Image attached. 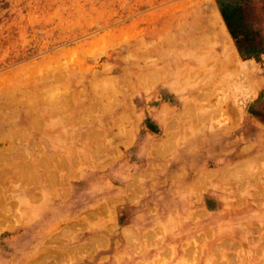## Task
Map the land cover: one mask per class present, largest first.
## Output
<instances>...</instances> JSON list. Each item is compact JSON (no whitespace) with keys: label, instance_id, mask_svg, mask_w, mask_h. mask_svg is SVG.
Listing matches in <instances>:
<instances>
[{"label":"rangeland","instance_id":"1","mask_svg":"<svg viewBox=\"0 0 264 264\" xmlns=\"http://www.w3.org/2000/svg\"><path fill=\"white\" fill-rule=\"evenodd\" d=\"M196 6L219 9L240 59L179 108L150 110L160 78H129L126 92L117 72L159 71L161 55L187 50ZM28 66L87 76L89 109L73 121L93 136L72 157L0 161V245L74 260L151 230L163 248L141 264H264V0H0V73ZM99 74L102 99L87 102Z\"/></svg>","mask_w":264,"mask_h":264},{"label":"crops","instance_id":"2","mask_svg":"<svg viewBox=\"0 0 264 264\" xmlns=\"http://www.w3.org/2000/svg\"><path fill=\"white\" fill-rule=\"evenodd\" d=\"M188 12L189 27L201 28V36L182 38L188 46L187 50L161 55L159 71L151 68L137 71L128 66L129 70L125 72L120 66V72H117L119 78L125 79L122 84L126 92H130L129 78L133 83L146 73H149L150 79L160 78L149 91L153 96H150V105L146 108L150 110L179 108V94L191 92L195 86L211 87L231 68L232 62L240 59L231 47L229 32L218 8L196 6L190 7ZM198 18L203 20L198 22L199 26L193 24ZM46 63L55 64L53 61ZM39 71L28 66L0 73V161L9 157V153L13 154L12 157H72L78 155L72 153V143L87 142L89 135L93 136L89 134L87 124L73 121L78 112L81 114L84 108L89 109L80 100L82 84L88 86L87 76L74 72L71 67L64 71ZM94 77L97 80L100 74L89 79L93 94L88 90L85 92L89 96L86 97L87 102L102 99L101 94L97 95L98 89L92 80ZM82 79L85 81L78 83ZM6 168L0 167V173ZM159 236L165 237L151 230L107 236L109 240L103 241V245L97 248L100 251L85 252L74 260L68 257L71 252H55L56 247L0 245V264L53 263L56 259L66 264L153 263L163 248Z\"/></svg>","mask_w":264,"mask_h":264},{"label":"bare ground","instance_id":"3","mask_svg":"<svg viewBox=\"0 0 264 264\" xmlns=\"http://www.w3.org/2000/svg\"><path fill=\"white\" fill-rule=\"evenodd\" d=\"M227 60H228V58H227ZM231 60V59H230ZM22 75V74H21ZM24 77V76H23ZM22 78V77H21ZM78 83H80V81L78 82ZM63 91V90H62ZM38 102V101H37ZM21 130H23V129H21ZM26 134V133H25ZM7 137V136H6ZM125 232V231H124Z\"/></svg>","mask_w":264,"mask_h":264}]
</instances>
